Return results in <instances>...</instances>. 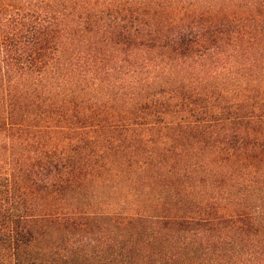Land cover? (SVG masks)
<instances>
[{
  "label": "trees",
  "instance_id": "1",
  "mask_svg": "<svg viewBox=\"0 0 264 264\" xmlns=\"http://www.w3.org/2000/svg\"><path fill=\"white\" fill-rule=\"evenodd\" d=\"M0 264H264V0H0Z\"/></svg>",
  "mask_w": 264,
  "mask_h": 264
}]
</instances>
